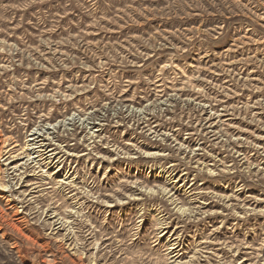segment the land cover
Returning <instances> with one entry per match:
<instances>
[{
    "label": "rangeland",
    "instance_id": "1",
    "mask_svg": "<svg viewBox=\"0 0 264 264\" xmlns=\"http://www.w3.org/2000/svg\"><path fill=\"white\" fill-rule=\"evenodd\" d=\"M0 264H264V0H0Z\"/></svg>",
    "mask_w": 264,
    "mask_h": 264
},
{
    "label": "bare ground",
    "instance_id": "2",
    "mask_svg": "<svg viewBox=\"0 0 264 264\" xmlns=\"http://www.w3.org/2000/svg\"><path fill=\"white\" fill-rule=\"evenodd\" d=\"M50 151H52V150H50ZM49 152V151H48ZM43 155V154H42ZM178 247V246H177ZM177 247H173V248H171V250H173V249H175V248H177Z\"/></svg>",
    "mask_w": 264,
    "mask_h": 264
}]
</instances>
